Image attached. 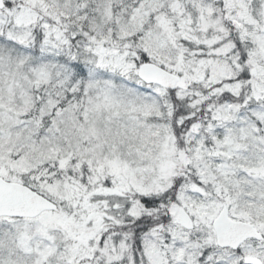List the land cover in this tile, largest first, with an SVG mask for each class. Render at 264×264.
I'll use <instances>...</instances> for the list:
<instances>
[{"label":"snow or ice","instance_id":"snow-or-ice-1","mask_svg":"<svg viewBox=\"0 0 264 264\" xmlns=\"http://www.w3.org/2000/svg\"><path fill=\"white\" fill-rule=\"evenodd\" d=\"M0 264H264V0H0Z\"/></svg>","mask_w":264,"mask_h":264}]
</instances>
